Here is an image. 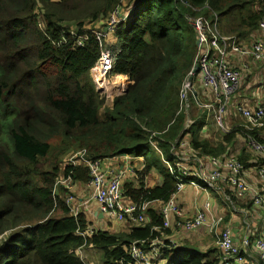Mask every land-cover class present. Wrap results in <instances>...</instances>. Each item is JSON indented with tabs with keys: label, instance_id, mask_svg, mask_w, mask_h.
Wrapping results in <instances>:
<instances>
[{
	"label": "trees",
	"instance_id": "16d2710c",
	"mask_svg": "<svg viewBox=\"0 0 264 264\" xmlns=\"http://www.w3.org/2000/svg\"><path fill=\"white\" fill-rule=\"evenodd\" d=\"M256 1L184 0L199 10L196 13L176 0H0V264H87L79 251L88 248L100 253L103 264L126 263L133 243L147 249L172 231L163 229L162 217L153 210L141 226L118 232L97 228L84 210L75 217L65 198L81 200L73 188L60 187L55 193L57 182L63 176L72 178L73 185L90 184V177L81 165L64 168L67 156L86 152L90 161H97L136 152L146 162L143 176L155 171L164 181L148 189L142 182L138 187L125 183V194L133 203H166L176 193L177 183L165 161L174 164L172 148L181 140L189 139L203 155L236 156L246 170L264 164L250 149L245 129L244 153L250 164L245 165L243 152L232 147L243 131L240 127L233 129L226 138L227 148L221 150L200 140L199 129H190L191 140L180 102L183 83L200 65L198 37L188 17L210 18L211 11H204L209 5L219 17L221 33L248 44L264 20V8L253 9ZM133 2L130 23L111 34L118 46L113 73L128 76L132 84L115 98L112 109H104L106 98L91 77L100 45L90 33L79 48L77 36L86 26L105 22L116 8ZM203 93L209 98L206 102L210 96L215 102L208 87ZM255 135L264 144V130ZM250 197L243 199V208L252 209L253 218L259 208ZM89 228L95 229L94 234L84 236ZM215 253L165 241L160 261L221 264Z\"/></svg>",
	"mask_w": 264,
	"mask_h": 264
},
{
	"label": "built area",
	"instance_id": "2783aa9c",
	"mask_svg": "<svg viewBox=\"0 0 264 264\" xmlns=\"http://www.w3.org/2000/svg\"><path fill=\"white\" fill-rule=\"evenodd\" d=\"M176 2L196 13L199 12L196 8L188 6L184 0H176ZM135 8V2L124 3L116 8L105 22H96L93 25L86 26L83 35L77 36V33L73 30L70 32L73 36H77L76 45L79 48L84 47L90 33L95 36L99 43L100 57L91 70V77L98 93L102 96L109 97L113 94V91L122 96L132 84L130 81L114 83L111 80L113 60L107 42L116 28L121 24H126L129 19L133 18ZM263 8L264 0H257L253 9L260 11ZM204 11H211V17L206 18L203 14H200L195 17H188V19L197 33V41L199 42L197 62L199 61L200 65H196L198 71L200 70V73L203 74L204 82L214 96L215 102L201 105L195 99L194 92H196V89L191 80L196 74L193 75L192 70L183 83L180 93L181 109L183 112L187 111L189 104L194 102L203 109L213 111L216 113L214 117L216 123L224 130L223 120L230 97L240 91L242 84V72L229 65V52L232 51L235 54L242 55L243 58H251L255 63L264 64V20L259 22L251 43H238L239 40L235 36H224L221 33L219 17L209 5L205 6ZM247 73V69L243 67V78L247 76ZM110 85H112L111 89L107 90L106 86ZM241 113L247 121L244 129L247 131L249 147L255 155L264 161V144L255 135V132L264 130V102L255 109L242 108ZM189 127L190 123H186L185 131ZM151 137H156V134ZM179 142L180 144L176 150H183L188 147L186 140ZM153 145L156 144L153 143ZM191 158L193 159L185 158L186 160H183L179 158L177 162L169 165V171L176 181L179 191L185 188L187 184L205 190L218 189L219 185L222 184L240 198L245 199L248 195H252L254 207L264 209V164L256 169L258 187H255L248 182L246 169L236 156H226L221 159H208L200 156ZM106 160L109 159L90 161L86 157V152L76 153L69 158L73 167L81 165L89 170L93 199L100 205L99 212L101 214H107L111 219L119 222L129 220L139 224L145 223L151 210V202L127 204L122 191L126 172L106 166ZM188 161L195 162L197 164L196 169L192 170ZM190 179L193 180L188 181ZM71 184L70 180L61 179L58 181V185L67 188ZM57 191L58 188L55 189V193ZM74 200L75 198L70 195L66 197L65 204L71 208L73 215L77 216L79 210L73 208ZM207 214L208 208L207 211L198 212L192 219H185L180 207L170 200L164 204L159 216L163 218L164 230L174 228L191 232L211 224L212 220ZM252 220L251 214H247L244 220L246 232L241 245L235 243L234 236L229 229L222 232L219 240L221 264H248L245 262V257L249 252L258 254L259 263L260 261L264 262V237L257 236V230L252 228ZM223 222L224 219L221 218L218 221H213L212 224L219 225ZM92 233L93 230L86 232L87 235ZM164 236L163 233L161 238L158 237L152 241L147 249H143L137 242L133 243L128 249L130 260L126 263L120 262V264H157L161 259L162 251L165 249Z\"/></svg>",
	"mask_w": 264,
	"mask_h": 264
},
{
	"label": "crops",
	"instance_id": "0c3cea01",
	"mask_svg": "<svg viewBox=\"0 0 264 264\" xmlns=\"http://www.w3.org/2000/svg\"><path fill=\"white\" fill-rule=\"evenodd\" d=\"M129 1L130 0H127V2ZM112 37L113 36L109 37V39ZM229 59L235 68L242 69V90L235 98L233 97L229 101V110L223 120L224 130L217 125L213 111L202 109L199 105L190 103L188 110H185L184 112L186 116V123H190V127L186 133L188 135L190 129L192 131L199 129L198 136L200 140L209 142L214 150H221L227 148L228 146L226 138L229 134H227V132L236 127L242 128L243 131L238 133L233 139L232 147L235 146L241 153L243 152L241 159L245 165H248L250 164V158L244 153L245 140L242 135L245 131L244 128L247 125V121L241 114V108L255 109L258 105L264 102V92L262 89L264 86V64L255 63L251 58H243L242 55L234 53L230 54ZM243 67L248 71L245 78H243ZM205 88L207 87L204 82H200L196 78L195 89L198 93L199 104L201 105L212 102V96H210L211 101L206 102L209 98L203 93ZM113 105L114 100H111L107 103L104 109H112ZM191 130L189 137L192 140L193 135L191 134ZM153 151L155 150L153 149ZM157 154L160 158H163V156L158 152ZM200 157L209 159L212 158L213 155L207 156L201 153ZM183 160L186 159L183 158ZM188 162L192 170L196 169L197 164L195 162ZM145 163L146 162L142 157L131 154L109 158V160L106 161V166L121 170L134 169L139 171L145 166ZM246 177L252 186L258 187L256 170H246ZM131 179L132 175L128 174L126 177V184H132ZM143 181L147 188H155L163 184L164 177L159 172L153 171L152 173L146 174ZM135 185L137 187L140 186V184ZM73 186L75 196L82 202H88L87 208H84L85 213L88 215L89 221L97 228L107 230L109 232H118L119 229L129 230L139 227L137 224H134L129 220L124 222H114L108 219L109 222L105 223L104 219L107 218H100V214L98 215L97 220L95 215L98 212L99 207L98 204L91 199L92 189L90 184L77 182ZM233 195L237 199H235ZM233 195L230 194L227 191V188L222 184L219 185L218 189L206 190L194 186H186L182 192L176 194L171 199L182 209L185 219H192L198 214V212L207 211L208 208L207 215L210 216L212 222L218 221L221 218L224 219V222L219 225H213L211 222V224L207 227L199 228L198 230L191 232L184 229H172L169 235L165 234L164 241H169L178 247L193 246L202 251L214 250L216 252V256L221 257L219 240L222 232L229 229L234 236L235 243L237 245H241L246 232L244 220L246 219L247 214H251L252 209L249 210V208H243V198H240L235 194ZM250 196L251 195H248L247 197L251 198ZM128 202H132V200L129 199ZM164 204L165 202L163 201H153L150 204L151 210L155 211L159 215ZM108 224L112 225L111 229L107 228V226L110 227ZM251 224L252 228L257 230L258 236L264 237V209H259V211L253 215ZM246 257L252 260L249 264H259L258 254L249 252ZM158 264H167V261H159Z\"/></svg>",
	"mask_w": 264,
	"mask_h": 264
},
{
	"label": "bare ground",
	"instance_id": "6f19581e",
	"mask_svg": "<svg viewBox=\"0 0 264 264\" xmlns=\"http://www.w3.org/2000/svg\"><path fill=\"white\" fill-rule=\"evenodd\" d=\"M238 43H242L240 40H239V42ZM110 52H111V50H110ZM231 53H234V52H229V57H230V54ZM235 54V53H234ZM111 56H112V60H113V70H114V56H113V54H112V52H111ZM228 61H229V65L231 66V67H233V64H232V62L230 61V59L228 58ZM110 78H111V80L112 81H114V83H116V82H120V81H123V83H126V81H131L130 80V78L128 77V76H125V75H114V73H113V71H112V73H111V75H110ZM191 82H192V84L194 85V87L196 88V77L195 78H193L192 80H191ZM111 86L112 85H110V86H106L107 87V90H109V89H111ZM181 93V92H180ZM118 95V94H117ZM119 96H121V94L119 95ZM242 109V108H241ZM248 109V108H247ZM227 112H228V108H227ZM227 112H226V114H227ZM242 114V113H241ZM215 115H216V113H214V117H215ZM246 120V119H245ZM218 125V124H217ZM219 126V125H218ZM220 127V126H219ZM221 128V127H220ZM234 129V128H233ZM233 129L232 130H229L228 132H227V134H230L232 131H233ZM186 142L188 143V147L187 148H185V149H181V150H176V148L175 147H173L172 148V153H173V156L176 158L175 159V162H177L178 160H179V158H181V159H183V158H187V159H193V158H191V157H198V156H200L201 155V153L199 152V151H197L194 147H193V145H192V143H191V141L189 140V139H187L186 140ZM153 143L154 142H151V146H152V149H154L155 151H158L159 153H160V155H162L163 156V153H162V151L159 149V147H158V145L156 144V143H154V144H156V145H153ZM179 144H180V142H178V146H179ZM159 149V150H158ZM132 155H134V153H131ZM177 155H179V156H177ZM212 159H221V157L220 158H216V157H212ZM107 161V160H106ZM174 162V163H175ZM145 165H146V163H145ZM169 165H172L170 162H167L166 163V166H167V169H168V171H169ZM64 166L65 167H68V166H72L71 164H70V161L67 163V164H64ZM209 168H211L210 166H209ZM122 171H125L126 172V177H127V175L129 174H131L132 175V179H131V181H132V184L133 185H135V184H140L141 182L143 183L144 181H142L143 180V173L145 172V166L141 169V170H139V171H136V170H134V169H122ZM169 173H170V171H169ZM170 175H171V173H170ZM126 177H125V180H124V182H123V185H122V191H123V194L125 195V201H126V203L127 204H131L132 202H128V198H127V196H126V194H125V191H124V184L126 183ZM61 179H64V180H70L71 182H72V184H71V186L69 187V188H67V187H64V186H61L60 185V187H63V188H65V189H72L73 188V184H74V181L72 180V178H64L63 176H61L60 178H59V180H61ZM58 180V181H59ZM193 179H190V180H188V181H192ZM145 184V183H144ZM57 185H58V182H57ZM91 187V186H90ZM92 189V188H91ZM145 189H148L147 187H146V185H145ZM185 188H183L182 190H178V188H177V190H176V193L171 197V199L176 195V194H178V193H180V192H182L183 190H184ZM66 199V198H65ZM91 199L92 200H94L93 199V190H92V195H91ZM170 199V200H171ZM169 200V201H170ZM94 202L95 203H97L98 204V202L96 201V200H94ZM135 203H137V202H135ZM80 205H83V206H80ZM87 206H88V202H86V201H84V202H82V201H80V202H78V203H74V205H73V208H75L76 210H79L78 211V214L79 213H81L83 210H84V208H87ZM69 207V206H68ZM98 207H99V210H98V212L96 213V215H95V218H98V215L100 214V215H103V217L104 218H107V220L109 219V220H112V221H114V222H119V221H116V220H113V219H111L107 214H101L99 211H100V205L98 204ZM70 208V207H69ZM71 209V208H70ZM181 209V208H180ZM85 211V210H84ZM181 211H182V209H181ZM182 213H183V211H182ZM78 214H77V216H78ZM77 216H75V217H77ZM183 217H184V213H183ZM163 219V218H162ZM130 222H132V221H130ZM134 224H137L138 226H141L142 224H139V223H137V222H133ZM144 224V223H143ZM208 225H206V226H203V227H207ZM203 227H201V228H203ZM172 229H174V228H171L170 230H172ZM89 230H93V233L92 234H94V231H95V229L94 228H89L87 231H89ZM182 230V229H181ZM196 230H198V229H196ZM86 231V232H87ZM86 232L84 233L85 235L84 236H87V234H86ZM91 234V235H92ZM88 236H90V235H88ZM82 251V250H81ZM80 251V252H81ZM245 262H247L248 264L249 263H251L252 262V260L251 259H249V258H247V257H245Z\"/></svg>",
	"mask_w": 264,
	"mask_h": 264
},
{
	"label": "rangeland",
	"instance_id": "374dc122",
	"mask_svg": "<svg viewBox=\"0 0 264 264\" xmlns=\"http://www.w3.org/2000/svg\"><path fill=\"white\" fill-rule=\"evenodd\" d=\"M39 14L41 15V10L39 9ZM131 19H129L126 23V25H128L130 23ZM107 46L109 47V49L111 50L112 54H114L116 51H117V43L115 41V39L112 37L110 39H108V42H107ZM197 80L200 81V82H204V77H203V74L202 73H199L197 74ZM263 89V92H264V86L262 87ZM242 90V84H241V88H240V91L237 92L236 94L232 95L230 97V100L234 97H236L237 94H239ZM119 95H117L115 93V91H113V94H111V96L107 97V96H104L106 98V105L109 101L111 100H115V98L113 97H118ZM229 100V101H230ZM105 105V106H106ZM228 110H229V106H228ZM137 155L136 152H134V156ZM69 158L70 156H67L66 159L64 160L63 162V165L64 164H67L69 162ZM64 168H66L64 166ZM186 186H190L189 184H187ZM58 188V191H57V194L59 193L60 191V185L57 186ZM202 198V197H201ZM105 220V223L109 222L107 219H104ZM109 225V224H108ZM110 227L107 226V228L111 229L112 225H109ZM108 229V230H109ZM79 255L82 257V259L87 263V264H103L102 263V260H101V257H100V253L96 252L94 249H83L81 252L79 251Z\"/></svg>",
	"mask_w": 264,
	"mask_h": 264
},
{
	"label": "water",
	"instance_id": "95a60500",
	"mask_svg": "<svg viewBox=\"0 0 264 264\" xmlns=\"http://www.w3.org/2000/svg\"><path fill=\"white\" fill-rule=\"evenodd\" d=\"M193 26V25H192ZM199 45V42L197 41V46ZM198 73V66L196 65L194 68H193V75L197 74ZM128 90H126L127 92ZM194 97L197 101L198 100V93L197 92H194ZM100 218H103V215L100 216Z\"/></svg>",
	"mask_w": 264,
	"mask_h": 264
}]
</instances>
